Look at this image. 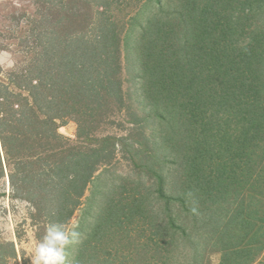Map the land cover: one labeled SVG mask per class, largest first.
Here are the masks:
<instances>
[{
  "label": "trees",
  "instance_id": "1",
  "mask_svg": "<svg viewBox=\"0 0 264 264\" xmlns=\"http://www.w3.org/2000/svg\"><path fill=\"white\" fill-rule=\"evenodd\" d=\"M90 1L86 31L50 33L10 76L28 95L0 87L11 193L45 226H66L92 185L70 264H178L180 242L191 250L181 264H201L210 248L220 264L253 262L264 250V0ZM124 63L141 111L130 122L146 130L94 136L112 107L132 110ZM68 117L90 145L63 141ZM117 144L136 177L109 185L95 172Z\"/></svg>",
  "mask_w": 264,
  "mask_h": 264
},
{
  "label": "rangeland",
  "instance_id": "2",
  "mask_svg": "<svg viewBox=\"0 0 264 264\" xmlns=\"http://www.w3.org/2000/svg\"><path fill=\"white\" fill-rule=\"evenodd\" d=\"M128 1L133 3L134 0ZM92 12L93 2L90 0H0V87L5 83L16 93L28 95L26 90L16 88L9 83L10 76L29 66L30 59L43 50L41 43L43 39L49 40L47 35L50 33L60 37L75 30L86 31ZM35 31L41 32V36H36ZM57 47H60L59 44ZM119 77L126 94V103L131 104L132 110L128 109L129 113H127L112 107L108 112L112 122L106 120L98 125L93 135L101 137L100 135L108 133L118 137L131 136L134 139H141V130H146L144 126L147 125L135 127L130 122V118H137L141 111L134 94L135 85L125 63L122 65ZM10 99L17 102L16 100L20 98L13 95ZM6 118L9 120L5 122L16 126L12 116L8 115ZM8 123L6 127L9 129ZM19 129L23 131L22 126H18L13 131H19ZM58 132L63 135L64 142L68 140V145H76V147L90 145L89 141L77 136V123L73 117H68L64 122H58ZM39 149L36 147L37 151H40ZM0 152L6 173L5 177L0 176V243H2L0 264H32L35 249L46 232V219L35 212L32 204L22 196V192L18 197L11 193L8 167L1 140ZM132 165L128 159V153L117 144L116 156L109 163L99 165L95 177L107 178L109 185L118 182V175L135 178L136 173ZM91 187L92 185H89L85 190L82 205L74 212L66 225L67 228H72L74 224L78 227L79 220L82 218V209L92 193ZM10 244H14L15 253L11 252ZM75 244L66 249L67 264L72 261ZM183 246V242H180L177 253H173L178 264L183 263L186 255L191 254V250ZM220 257V251L210 248L201 264H220ZM249 264H264V250Z\"/></svg>",
  "mask_w": 264,
  "mask_h": 264
},
{
  "label": "clouds",
  "instance_id": "3",
  "mask_svg": "<svg viewBox=\"0 0 264 264\" xmlns=\"http://www.w3.org/2000/svg\"><path fill=\"white\" fill-rule=\"evenodd\" d=\"M191 195L188 193V196ZM192 211L196 213V207ZM80 240L81 233L76 224L67 228L61 223L49 222L44 237L35 249L32 264H67L66 249Z\"/></svg>",
  "mask_w": 264,
  "mask_h": 264
}]
</instances>
